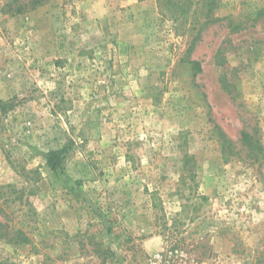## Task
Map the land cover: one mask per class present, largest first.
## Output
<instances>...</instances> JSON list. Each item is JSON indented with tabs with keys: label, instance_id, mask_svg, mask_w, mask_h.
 I'll return each mask as SVG.
<instances>
[{
	"label": "rangeland",
	"instance_id": "374dc122",
	"mask_svg": "<svg viewBox=\"0 0 264 264\" xmlns=\"http://www.w3.org/2000/svg\"><path fill=\"white\" fill-rule=\"evenodd\" d=\"M43 2L0 0V264H264V0Z\"/></svg>",
	"mask_w": 264,
	"mask_h": 264
},
{
	"label": "trees",
	"instance_id": "16d2710c",
	"mask_svg": "<svg viewBox=\"0 0 264 264\" xmlns=\"http://www.w3.org/2000/svg\"><path fill=\"white\" fill-rule=\"evenodd\" d=\"M43 2V0H33V5L32 7H36V6H39L41 5ZM216 3V0H212V4H215ZM25 10V8L22 6V7H19V9H17V13L18 14H21L23 13ZM191 64H193L194 68H198L197 70H201V67H200V63L198 62H191ZM2 102H0V107L2 106ZM72 146H74V142L71 141V147L70 146H65L64 148L60 149V150H54V151H50L47 156H46V168L47 170L49 171L51 177L53 178H56V177H60L61 176V173L63 172V169H64V164H65V161L67 159V156L69 155L70 153V150L72 148ZM195 162H194V158L191 157V156H187L186 157V161H185V167L188 169V172L190 173L189 177L193 180H195L196 178V173H194V171H192V168H194L195 166ZM183 180H182V184L185 183V176H182ZM51 186L54 187V183L52 182L51 183ZM207 198H203V200H206ZM158 203H161L160 202V199H156L154 198L153 199V206L154 208H157L159 206H161V204H158ZM24 240L25 242L27 241V238L24 237Z\"/></svg>",
	"mask_w": 264,
	"mask_h": 264
}]
</instances>
